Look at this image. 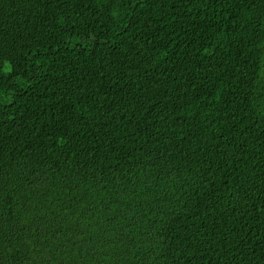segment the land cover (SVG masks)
Masks as SVG:
<instances>
[{"label":"trees","instance_id":"trees-1","mask_svg":"<svg viewBox=\"0 0 264 264\" xmlns=\"http://www.w3.org/2000/svg\"><path fill=\"white\" fill-rule=\"evenodd\" d=\"M0 264H264V0H0Z\"/></svg>","mask_w":264,"mask_h":264}]
</instances>
